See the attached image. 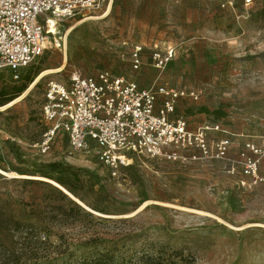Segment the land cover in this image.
<instances>
[{
	"label": "rangeland",
	"instance_id": "1",
	"mask_svg": "<svg viewBox=\"0 0 264 264\" xmlns=\"http://www.w3.org/2000/svg\"><path fill=\"white\" fill-rule=\"evenodd\" d=\"M57 30V42L18 79L0 74V98L31 79L0 106V264H80L106 249L114 264H144L147 251L176 264H264V181L243 187L227 161L135 156L113 176L93 153L71 155L63 133L48 153L38 148L49 128L42 113L47 84L67 83L75 70H106L142 88L200 89V101L178 104L192 128L219 125L216 138L232 140V160L246 141L264 146V0H103L98 11ZM138 47L135 70L131 55ZM169 50L165 69L156 68L154 53ZM55 162L79 171L83 204L112 222L87 230L53 220L57 199L48 186L28 181L43 180L37 172ZM94 233L104 244L88 242Z\"/></svg>",
	"mask_w": 264,
	"mask_h": 264
},
{
	"label": "built area",
	"instance_id": "2",
	"mask_svg": "<svg viewBox=\"0 0 264 264\" xmlns=\"http://www.w3.org/2000/svg\"><path fill=\"white\" fill-rule=\"evenodd\" d=\"M251 4L253 0H246ZM103 0H0V74L18 79L57 42V24L101 9ZM141 48L131 55L135 70L141 66ZM166 54V53H165ZM173 50L154 53V65L165 69ZM200 89H178L167 84L140 87L134 80L106 70L86 75L75 70L67 83L50 81L42 113L49 126L38 144L41 154L50 151L54 137L63 133L69 153H93L113 176L133 164L135 156L186 164L221 160L228 173L241 176L240 184L252 189L260 174L264 146L246 141L237 160L229 158L233 142L218 139L219 125L207 122L192 128L178 114L183 99L198 102Z\"/></svg>",
	"mask_w": 264,
	"mask_h": 264
},
{
	"label": "trees",
	"instance_id": "3",
	"mask_svg": "<svg viewBox=\"0 0 264 264\" xmlns=\"http://www.w3.org/2000/svg\"><path fill=\"white\" fill-rule=\"evenodd\" d=\"M28 83H31V79L29 76L26 77V83L16 89V91H14L12 94H9L7 92L2 94L0 98V106L8 104L18 96H20L27 89ZM37 177L56 182L63 188L62 189L60 187H57L52 184V182L46 180L28 181L29 183L48 186L50 195H53L54 198L57 199L58 206L54 208L52 212L53 220L59 223H67L75 228L80 226L87 230H89L90 228H94L96 225H99L103 222L109 223L113 221L112 219L97 217L94 213H105L93 205H88V207H90L88 209L94 212L92 213L78 204L68 194L65 193L68 192L83 204V197H81L79 194L81 180L78 170H75L72 167L64 165L62 163L55 162L39 169V171L37 172ZM85 207L87 208V206ZM105 241L106 239L104 237H100V235H96V233L92 234L88 239V242H97L100 245L104 244ZM142 258L144 260V264H176L173 260L170 259H163L161 257L154 258L152 253H150L149 251L145 252ZM114 261L115 254L111 249H106V251L103 252L95 251L90 253L89 256L85 257V259H83L80 264H114Z\"/></svg>",
	"mask_w": 264,
	"mask_h": 264
},
{
	"label": "bare ground",
	"instance_id": "4",
	"mask_svg": "<svg viewBox=\"0 0 264 264\" xmlns=\"http://www.w3.org/2000/svg\"><path fill=\"white\" fill-rule=\"evenodd\" d=\"M62 70H63V67H61L58 71H62ZM51 72H53V71H51ZM54 72H57V71H54ZM49 74H50V73H49ZM46 75H48V72H44L43 74H41V75L38 77V79L36 80V82H37L39 79H41L42 77L46 76ZM34 85H35V83L32 85V87H33ZM20 99H21V98H20ZM20 99H17L16 102H17L18 100H20ZM16 102H13L12 104H14V103H16ZM12 104L6 106L5 109H6L7 107L11 106ZM22 177H25V176H22ZM40 179H43V180H46V181L52 182V183L56 184L57 186L61 187V186H60L59 184H57L56 182H53V181H50V180H47V179H44V178H40ZM61 188H62V187H61ZM62 189H63V188H62Z\"/></svg>",
	"mask_w": 264,
	"mask_h": 264
},
{
	"label": "water",
	"instance_id": "5",
	"mask_svg": "<svg viewBox=\"0 0 264 264\" xmlns=\"http://www.w3.org/2000/svg\"><path fill=\"white\" fill-rule=\"evenodd\" d=\"M53 184V183H52ZM56 186V185H55ZM58 187V186H57ZM66 194H68L73 200H75L78 204H80L81 206H83L85 209H87L88 211L92 212L90 209L86 208L79 200L75 199L71 194H69L68 192H65ZM94 213V212H92ZM95 214V213H94Z\"/></svg>",
	"mask_w": 264,
	"mask_h": 264
}]
</instances>
